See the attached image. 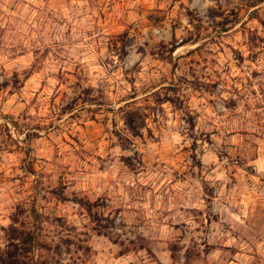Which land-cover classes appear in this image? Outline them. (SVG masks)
<instances>
[{
  "label": "clouds",
  "instance_id": "1",
  "mask_svg": "<svg viewBox=\"0 0 264 264\" xmlns=\"http://www.w3.org/2000/svg\"><path fill=\"white\" fill-rule=\"evenodd\" d=\"M240 3L0 0V258L35 209L26 264H264V43L201 34Z\"/></svg>",
  "mask_w": 264,
  "mask_h": 264
},
{
  "label": "rangeland",
  "instance_id": "2",
  "mask_svg": "<svg viewBox=\"0 0 264 264\" xmlns=\"http://www.w3.org/2000/svg\"><path fill=\"white\" fill-rule=\"evenodd\" d=\"M123 2L124 0H111V4L113 5V7L111 9H106L108 20L114 26V31H124V24L118 21L117 19V11L119 10ZM191 2H193V0H190V3ZM258 2L264 3V0H258ZM180 7L183 8L184 5L181 4ZM237 7H238V10H232L230 12H227V15H225V11L227 10H222L219 13H211L212 15L219 14L223 16L224 17L223 22L218 23L215 26L208 25L206 27H202L201 34L205 32H209V29H211V31H217V29H220L222 31H227L229 29V26L234 27L236 24H241V21L243 20L244 16L247 15L248 20L245 21L243 24H241V28L248 29V34L250 36V42L254 46H258L255 44L256 39H261V42L264 43V38H260L258 36L259 29H257L256 31H252L250 28V24L252 21H258L259 25L261 27H264V14H262L260 11H250L252 8L255 7V0H253V2H248V3H245L244 0H241V3ZM189 14L191 15V13ZM145 15L148 16V19H145L141 23L140 27L136 29L137 33H139L142 28L149 27L152 23V17L147 12L146 9H145ZM161 19L164 20L165 17L162 15ZM149 35H151V33ZM184 42L187 43L188 41L185 40ZM115 47L117 48V50H119L120 45L118 42L115 44ZM141 51H143V49H141ZM129 53H130L129 59H131L132 58L131 48L129 49ZM153 55H155V53H153ZM164 55H167V54L164 53ZM188 55L189 57H191V59L183 63L189 66L190 70L194 71L195 66L199 65L201 59H203L204 54L201 52L200 49H197L195 54L189 53ZM179 66L180 64L176 65V67H179ZM209 103L212 104L213 101L210 100ZM121 111H123V109ZM136 115L137 114L135 113L128 114L127 122L130 126L133 123V117ZM3 131H6V129L0 130V134H2ZM62 191H63L62 188L61 189H56V188L51 189V196L57 198L60 204H63L67 200V197L62 196ZM45 199H48V198L45 197ZM60 204L56 205L53 211H56V212L60 211ZM16 222L20 224V228L22 230H13L12 236L13 237L19 236L20 238H22L24 244L28 245V247L24 248L23 252H21V250L18 248L16 249V251L8 252L6 259L0 258V264H26V257H24L23 253H26L29 250V248L32 246L33 242L35 241V237L38 234H42L45 232L46 230L45 222H48L50 225L54 223H58L61 226H63V219L60 216L55 217L54 215L52 216L44 215L40 212H36L35 209H33V212L30 216H25L23 217V219H17ZM211 222L212 221L209 220V223ZM181 227H182L181 233L175 238L177 243L181 239H186L188 236L187 226L184 225L182 221H181ZM173 247L175 246L173 245ZM18 253H19V256H18Z\"/></svg>",
  "mask_w": 264,
  "mask_h": 264
}]
</instances>
